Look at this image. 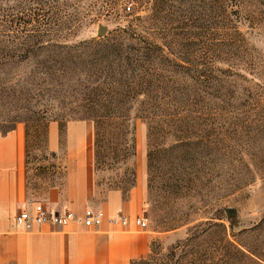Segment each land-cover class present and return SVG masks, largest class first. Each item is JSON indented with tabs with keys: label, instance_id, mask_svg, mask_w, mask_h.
<instances>
[{
	"label": "rangeland",
	"instance_id": "rangeland-1",
	"mask_svg": "<svg viewBox=\"0 0 264 264\" xmlns=\"http://www.w3.org/2000/svg\"><path fill=\"white\" fill-rule=\"evenodd\" d=\"M76 121L96 207L118 193L148 239L131 264H264V0H0V129L26 127L33 194Z\"/></svg>",
	"mask_w": 264,
	"mask_h": 264
},
{
	"label": "crops",
	"instance_id": "crops-1",
	"mask_svg": "<svg viewBox=\"0 0 264 264\" xmlns=\"http://www.w3.org/2000/svg\"><path fill=\"white\" fill-rule=\"evenodd\" d=\"M48 137L52 150L60 149L58 125L50 126ZM64 150L62 183L33 194L29 184L26 127L19 123L8 131L0 129V264H131L145 257L149 244L145 235L132 225L122 230L108 221L120 213L111 209L122 207V197L116 192L108 195L109 213L97 208L94 202L97 191L93 123H68ZM129 201L133 204L135 199ZM38 206L54 213L71 211L79 217L88 209L103 210L107 219L98 230L81 224L69 229L43 226L36 227L33 236L18 235L17 231L21 230L15 223L18 214L23 210L33 213ZM129 217L133 213L129 212Z\"/></svg>",
	"mask_w": 264,
	"mask_h": 264
},
{
	"label": "built area",
	"instance_id": "built-area-1",
	"mask_svg": "<svg viewBox=\"0 0 264 264\" xmlns=\"http://www.w3.org/2000/svg\"><path fill=\"white\" fill-rule=\"evenodd\" d=\"M130 11L131 8L129 7ZM107 219L106 213L103 210L88 209L84 216L79 217L71 211L64 213H54L47 210L43 206H38L32 213L30 211H21L15 219L17 227L24 231H34L36 227L53 226L66 228L72 225H83L86 228H101ZM109 223L126 227L129 225V220L126 216L118 214L108 219ZM137 227L145 229L148 227L149 221L144 217H137L134 220Z\"/></svg>",
	"mask_w": 264,
	"mask_h": 264
},
{
	"label": "trees",
	"instance_id": "trees-1",
	"mask_svg": "<svg viewBox=\"0 0 264 264\" xmlns=\"http://www.w3.org/2000/svg\"><path fill=\"white\" fill-rule=\"evenodd\" d=\"M144 82H146V81H144V79L142 77H141V80L137 79V81L134 82V87H133L134 90L137 89V90L143 91L147 87V85H145Z\"/></svg>",
	"mask_w": 264,
	"mask_h": 264
},
{
	"label": "water",
	"instance_id": "water-1",
	"mask_svg": "<svg viewBox=\"0 0 264 264\" xmlns=\"http://www.w3.org/2000/svg\"><path fill=\"white\" fill-rule=\"evenodd\" d=\"M104 33H105V29H104L103 27L100 28L99 34H100V35H104Z\"/></svg>",
	"mask_w": 264,
	"mask_h": 264
}]
</instances>
